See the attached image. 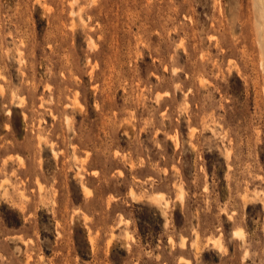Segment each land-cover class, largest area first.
Segmentation results:
<instances>
[{"label": "rangeland", "instance_id": "obj_1", "mask_svg": "<svg viewBox=\"0 0 264 264\" xmlns=\"http://www.w3.org/2000/svg\"><path fill=\"white\" fill-rule=\"evenodd\" d=\"M0 264H264V0H0Z\"/></svg>", "mask_w": 264, "mask_h": 264}, {"label": "bare ground", "instance_id": "obj_2", "mask_svg": "<svg viewBox=\"0 0 264 264\" xmlns=\"http://www.w3.org/2000/svg\"><path fill=\"white\" fill-rule=\"evenodd\" d=\"M259 2H260V1H259ZM260 3H261V2H260ZM255 4H256V3H255ZM259 10H260V9H259ZM241 234H242V237H243V234H244V233H241ZM242 237H241V238H242Z\"/></svg>", "mask_w": 264, "mask_h": 264}]
</instances>
